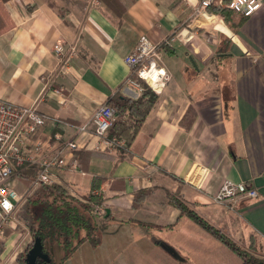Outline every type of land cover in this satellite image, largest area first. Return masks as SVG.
<instances>
[{"label":"crops","instance_id":"obj_1","mask_svg":"<svg viewBox=\"0 0 264 264\" xmlns=\"http://www.w3.org/2000/svg\"><path fill=\"white\" fill-rule=\"evenodd\" d=\"M199 4L0 2V99L51 118L35 139L59 133L64 141L88 145L66 155L68 163L77 162L76 171L58 174L72 195H90L101 180L95 191L104 196L101 243L83 244L64 264H193L197 249L218 239L182 215L172 198L232 241L264 253V0L255 15L233 21H240L236 31L221 13L202 8L197 15ZM142 37L157 48L170 79L127 150L90 148L92 126L86 133L80 127L94 111L114 94H141L125 59ZM57 44L65 48L61 55ZM220 47L225 52H216ZM189 108L195 119L185 127ZM225 180L248 184L258 197L234 209L215 204L213 195ZM142 190L151 194L135 205ZM12 218L13 227L0 236V264H18L31 244ZM165 242L181 250L172 256L184 261L152 251Z\"/></svg>","mask_w":264,"mask_h":264},{"label":"built area","instance_id":"obj_2","mask_svg":"<svg viewBox=\"0 0 264 264\" xmlns=\"http://www.w3.org/2000/svg\"><path fill=\"white\" fill-rule=\"evenodd\" d=\"M201 3L205 10L212 11L215 8V0H202ZM218 5V13L226 7L238 15L249 18L261 9L262 0H218ZM201 11L202 9L199 11L200 14ZM156 49L145 37H142L135 51L127 56L125 61L133 68V74L144 80L155 93L159 94L161 88L170 79V75L161 66ZM55 52L58 55L65 52L63 44H57ZM155 66L158 70H164V74L157 82L158 87H154L147 77ZM128 82L136 87L140 86L133 79H128ZM50 119L36 108L18 106L0 99V236L7 228L13 227L12 216L16 215L23 199L24 194H20L16 187L20 183L17 175L22 166L38 165L39 171L35 182L47 186L60 184L58 174L66 170L76 171L78 169L75 160L71 163L66 161V155H73L87 144L82 146L77 141H64L59 133L35 139L40 129ZM116 119L115 108L107 103L94 111L90 121L80 127V131L86 133L88 126H92V131L88 132L93 141L92 144L90 143V148L102 152L127 150V143L124 139L111 135ZM202 174L205 177L207 172ZM257 197L258 191L248 184L225 180L212 199L215 204L234 209L242 201ZM95 213L98 216H104L105 208L99 207Z\"/></svg>","mask_w":264,"mask_h":264},{"label":"trees","instance_id":"obj_3","mask_svg":"<svg viewBox=\"0 0 264 264\" xmlns=\"http://www.w3.org/2000/svg\"><path fill=\"white\" fill-rule=\"evenodd\" d=\"M5 1L8 0H0V2ZM214 5L215 8L210 13L219 15L218 0H215ZM221 14L226 25L235 31V27L239 26L240 21H233L238 16L245 18L226 7L222 8ZM224 40L225 43H231L226 38ZM216 52L220 54L225 52V50L220 47ZM137 81L142 87L141 94L137 99L117 93L110 96L107 100V104L115 108L117 118L111 130V135L125 139L127 148L135 140L148 111L159 100L158 95L144 80L137 78ZM194 119V110L189 108L182 124L185 127H190ZM38 171V165H24L19 169L17 178L27 187V190H30L34 181H36ZM99 181L101 180L96 179L93 182L92 189L94 192L80 198L72 195L64 184L41 185L33 192H30L25 204L21 206L17 215L21 223L17 227L21 232H28L32 240L26 251L17 257L18 264H27V253L36 240L41 241L44 252L51 258V264H64L73 258L79 248L85 243L90 244L92 248L100 245L99 219L103 218V216H98L95 212L97 208L104 207V196L100 192H95L99 190ZM150 194V190L139 191L134 197V204L141 205ZM171 201L181 211L182 215L194 220L204 230L236 252L242 260L240 264H264V256H257L242 251L221 230L211 226L185 203L176 198H172Z\"/></svg>","mask_w":264,"mask_h":264},{"label":"rangeland","instance_id":"obj_4","mask_svg":"<svg viewBox=\"0 0 264 264\" xmlns=\"http://www.w3.org/2000/svg\"><path fill=\"white\" fill-rule=\"evenodd\" d=\"M201 1V0H200ZM203 4L200 3L197 10H196V14H199L200 9H202ZM211 8V7H210ZM212 10V9H211ZM222 16V14H221ZM166 59L164 58V61ZM163 63V62H162ZM36 180V179H35ZM39 186H41V184H37L35 181L33 183V186L30 190H27V187H25L22 183H18L17 184V189L20 192V194H24L23 195V199L20 202V207L16 212V218L17 215L20 211L21 206H23L30 194V192L36 190ZM27 192V193H25ZM18 218L16 219L17 225H20V221H17ZM24 237H29L31 238V236L29 235H25ZM214 240V239H213ZM168 245H162L160 246V248H152L153 252L156 253H162L165 254L167 256V258H171V260L173 261L176 260L177 262H181L182 258H178V257H173L172 255L175 254H182L181 250L179 249H175L173 248V246H169L170 244L165 242ZM237 243V245L239 246V248L242 251H246L250 254H254V255H259V256H264V253H261L260 251H258V249H253V248H248L243 246L244 244L242 242H235ZM173 258V259H172ZM192 262L193 264H240L242 262L241 258L236 254V252H234L232 249H230L227 245L223 244L222 242L215 240V243H211L209 245H204L203 247H199V249H197V256H192ZM184 261V258H183ZM174 262V261H173ZM187 263V262H185ZM184 263V264H185Z\"/></svg>","mask_w":264,"mask_h":264},{"label":"water","instance_id":"obj_5","mask_svg":"<svg viewBox=\"0 0 264 264\" xmlns=\"http://www.w3.org/2000/svg\"><path fill=\"white\" fill-rule=\"evenodd\" d=\"M26 262L27 264H51V258L44 252L40 240H36L33 247L28 251Z\"/></svg>","mask_w":264,"mask_h":264},{"label":"bare ground","instance_id":"obj_6","mask_svg":"<svg viewBox=\"0 0 264 264\" xmlns=\"http://www.w3.org/2000/svg\"><path fill=\"white\" fill-rule=\"evenodd\" d=\"M164 74V70H158V68L155 66L151 72L148 73L147 77L149 78V81L151 84H153L154 87H158L157 82H159V78Z\"/></svg>","mask_w":264,"mask_h":264}]
</instances>
